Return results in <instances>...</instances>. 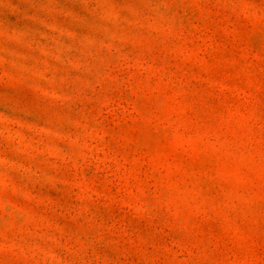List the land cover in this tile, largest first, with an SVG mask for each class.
<instances>
[{"label":"rangeland","instance_id":"1","mask_svg":"<svg viewBox=\"0 0 264 264\" xmlns=\"http://www.w3.org/2000/svg\"><path fill=\"white\" fill-rule=\"evenodd\" d=\"M0 264H264V0H0Z\"/></svg>","mask_w":264,"mask_h":264}]
</instances>
